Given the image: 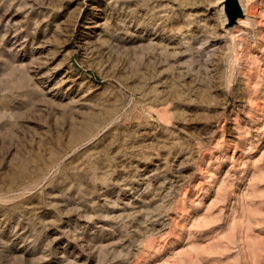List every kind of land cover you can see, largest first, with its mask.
Masks as SVG:
<instances>
[{
	"label": "rangeland",
	"instance_id": "rangeland-1",
	"mask_svg": "<svg viewBox=\"0 0 264 264\" xmlns=\"http://www.w3.org/2000/svg\"><path fill=\"white\" fill-rule=\"evenodd\" d=\"M222 4L0 0V264H264V0Z\"/></svg>",
	"mask_w": 264,
	"mask_h": 264
},
{
	"label": "water",
	"instance_id": "water-1",
	"mask_svg": "<svg viewBox=\"0 0 264 264\" xmlns=\"http://www.w3.org/2000/svg\"><path fill=\"white\" fill-rule=\"evenodd\" d=\"M224 6L229 26L237 24L239 18L245 14L239 0H224Z\"/></svg>",
	"mask_w": 264,
	"mask_h": 264
},
{
	"label": "bare ground",
	"instance_id": "bare-ground-1",
	"mask_svg": "<svg viewBox=\"0 0 264 264\" xmlns=\"http://www.w3.org/2000/svg\"><path fill=\"white\" fill-rule=\"evenodd\" d=\"M223 0H221L222 2ZM240 1V5H242V8L244 10V12H247V11H251L253 12V8L254 6L252 5L253 4V0H239ZM223 6V4H222ZM222 9L224 10V6L222 7ZM227 19V14L224 16V21H226ZM223 21V22H224Z\"/></svg>",
	"mask_w": 264,
	"mask_h": 264
}]
</instances>
